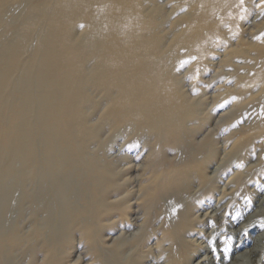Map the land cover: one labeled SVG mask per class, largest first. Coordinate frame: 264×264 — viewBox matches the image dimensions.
<instances>
[{
  "label": "bare ground",
  "instance_id": "6f19581e",
  "mask_svg": "<svg viewBox=\"0 0 264 264\" xmlns=\"http://www.w3.org/2000/svg\"><path fill=\"white\" fill-rule=\"evenodd\" d=\"M32 1L36 0H26L25 20L16 18L15 22L19 25L2 34L0 49V264H16L13 250L23 246L28 238L38 242V247H31V251H47L52 260H57L61 248H57L56 242L67 236L65 232L82 227L87 236L88 231L95 227V211L103 206V195L107 192L104 189L111 187L114 177L106 168L90 160L85 151L95 137L85 121L86 108L96 105L92 91L105 86V91L118 93L116 99L109 101L102 123L125 125V128L131 126L138 133L145 131L147 135L177 143L182 155L185 148L180 145V132L183 130L180 119H186L188 112H184L178 102L176 88L169 76L170 60L179 49L202 55V51L217 38L222 25L237 32L238 19L244 15L240 13L241 9L238 10L242 0H168L170 14L185 9L190 19H185L178 29L172 30L170 43L162 45L157 35L164 33L165 28H160L158 24L166 13L163 11L160 19L155 20L154 14L158 9L162 10L159 6L152 7L155 0H119L120 3L115 6H120L117 11L125 13V28L121 29L125 43L122 47L108 44L105 48H98L96 41L99 39L93 18L85 19L88 24L86 32L77 40H69V30L82 18L81 14L87 15L90 5L100 4V14L106 17V28L111 32L116 24L111 8L107 7L111 0H57L52 4L43 0L36 1L34 5ZM6 2L0 0V6ZM245 14L248 15V12ZM259 15L258 11L254 19ZM170 24L176 26L179 23L173 21ZM35 29L39 33L37 43L32 45ZM42 29L48 32L57 30L63 36L53 45L49 37L40 40L44 32ZM112 36L108 34L109 39ZM256 49L260 60L257 61L258 71L255 74L258 76L257 84L260 82L263 90L264 46H256ZM90 54L96 56L91 58ZM257 84L254 83V86ZM183 163V167L163 173L162 181H159L162 186L160 192L171 193L165 200L166 219L174 227L184 222V216H181L185 214L183 200L190 187H181L184 178L190 176V168L186 166L190 163L187 159ZM229 188H222L217 193L218 198L209 202L203 210L206 212L200 216L213 222H222L224 217L230 219L224 222L234 228L229 232L236 237L232 249L223 252V236L212 233L208 244L200 247L205 256L193 263V254L190 253L187 264H227L229 260L232 261L230 264L264 263V194H258L264 189V184L252 198L243 199L234 214L228 213L230 203L234 202L232 199L226 202L231 196L232 189ZM191 211L192 208H189L186 213H193ZM250 211L253 212L247 215ZM25 213L29 215L31 228L28 234L22 235L24 233L17 230V223ZM245 215L244 224L235 227ZM199 218L196 221L202 222L203 219ZM189 233L186 230L183 237L192 235ZM164 238L169 243L170 253L176 254L179 244L175 242L173 233L167 232ZM80 242L83 243L82 240ZM248 243L252 247L239 252ZM53 250L58 252L56 257L52 256ZM215 254L216 258L212 259ZM253 256L256 258L253 259ZM176 260L173 258L171 264L180 263Z\"/></svg>",
  "mask_w": 264,
  "mask_h": 264
},
{
  "label": "rangeland",
  "instance_id": "374dc122",
  "mask_svg": "<svg viewBox=\"0 0 264 264\" xmlns=\"http://www.w3.org/2000/svg\"><path fill=\"white\" fill-rule=\"evenodd\" d=\"M36 1H32L31 4L34 5ZM47 1L52 4V1L57 0ZM167 1L155 0L154 6L152 5L162 8L154 14L156 21L160 19L163 11L166 13L163 21L160 19L161 23L158 24L160 28H165L164 33L157 35L162 45L170 43L172 30L178 29L185 19H190L185 9L170 14ZM119 3V0L107 3V7L111 8L112 19L116 21L115 28L111 29L112 33L106 28V17L100 14L101 5H90L87 8V15L81 14L82 18L77 19L78 21L71 26L69 40H77L84 34L88 25L85 19L93 18L99 39L96 41L97 47L105 48L108 44L122 47L125 43V36L121 33V29L125 28V13L117 11L120 6L115 4ZM27 7L26 0H7L6 4L0 6V49L3 44L2 34L7 33L6 30H14L19 25V22H15L16 18L25 20ZM238 10L244 14L242 17L244 19L239 17L238 21L241 24L239 23L237 32L222 25L216 41L213 40L209 47L202 51V55L193 53L194 56L186 50L179 49L168 65L178 102L184 112H188L186 119H180L183 127L180 132V145L183 146L182 149L185 148L181 152L182 155L176 146L177 143H169L162 138L147 135L145 131L138 133L131 126L125 128V125L112 126L109 122L102 123L109 101L116 99L118 93L114 90L105 91L103 89L105 86L92 91L91 95L96 105L93 108H86L85 121L95 137L86 146L85 151L89 154L90 160L106 168L108 172L113 173H110V176L114 177L111 187L104 189L107 191L106 194L103 193L104 208L102 206L95 211L97 214L95 227L88 231V237L85 236L86 232L82 227H77L72 232H65L67 236L56 242L57 248H61L58 261L52 260L47 251L40 249L31 251V247H38V242L28 238L23 246L13 250L16 264H154L153 261L155 264H171L173 258L180 261L179 264H187L191 254H193L191 261L195 263L205 256L200 247L208 244V238L212 233L215 236H223V252L232 249V242L236 237L229 232L234 228L224 222L230 219L224 217L222 222L215 221V224L213 220H204L200 215L206 212L203 210L209 202L218 198L217 193L222 188L232 189L231 196L226 202L230 199L234 201L230 203L228 211L229 214H234L236 206L243 199L252 198L253 194L261 189V184H264V89L262 90L260 82L257 84L258 76L255 74L258 71L257 61L260 60L256 46H264V0H242L241 8L239 6ZM258 11L261 15L254 19ZM247 12L249 16L245 14ZM56 17L60 18L57 14ZM173 21L179 24L171 26L170 23ZM44 32L40 40L42 37L46 39L49 37L53 45L63 36L58 34L57 30ZM38 33L36 29L33 30L32 45L37 43ZM108 34H113L114 37L109 39ZM94 56L96 55L90 54L91 58ZM254 83L257 86H254ZM186 159L190 163L186 165L190 168L188 172L190 176L184 178L181 187L186 189L190 186L188 191L191 192L184 196L187 200L186 198L183 200L185 214L181 216H184V222L181 226L174 227L166 219L165 200L169 199L171 193L160 192L162 186L159 181L163 173L183 167ZM227 192L229 193V190ZM258 194H264V189L259 190ZM189 208H192L193 213H186ZM252 212H247V215ZM247 215L243 216L235 227L244 224ZM197 217L203 221H196ZM20 218L22 219L17 223V230L26 235L31 228L29 215L25 213ZM186 230L192 235L184 238ZM167 232L173 233L175 242L179 244L176 254L170 253L169 243L164 238ZM251 247L252 244L248 243L239 252ZM52 253L53 257L58 254L56 250ZM215 258L216 254L212 259ZM230 262L232 261L229 260L227 264Z\"/></svg>",
  "mask_w": 264,
  "mask_h": 264
}]
</instances>
